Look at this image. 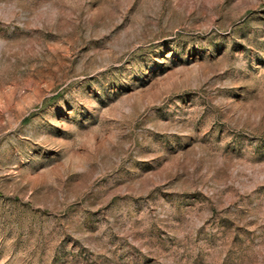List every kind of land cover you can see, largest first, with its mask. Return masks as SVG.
<instances>
[{
    "label": "rangeland",
    "instance_id": "obj_1",
    "mask_svg": "<svg viewBox=\"0 0 264 264\" xmlns=\"http://www.w3.org/2000/svg\"><path fill=\"white\" fill-rule=\"evenodd\" d=\"M0 264H264V0H0Z\"/></svg>",
    "mask_w": 264,
    "mask_h": 264
}]
</instances>
